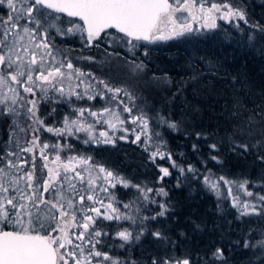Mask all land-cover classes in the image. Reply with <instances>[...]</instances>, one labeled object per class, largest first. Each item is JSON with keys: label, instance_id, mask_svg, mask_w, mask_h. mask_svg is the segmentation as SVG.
I'll return each mask as SVG.
<instances>
[{"label": "snow or ice", "instance_id": "snow-or-ice-1", "mask_svg": "<svg viewBox=\"0 0 264 264\" xmlns=\"http://www.w3.org/2000/svg\"><path fill=\"white\" fill-rule=\"evenodd\" d=\"M197 3L198 0H183V2L174 0L173 3L169 0H0V7L6 4L7 9L10 10L5 14L6 19L0 16V87L8 86L9 91L13 93L10 97L4 93L3 98H0V115L12 121L9 139L0 145V264H70V260L71 264H92L93 258H102L97 261V264H102V261L120 264L119 261L100 250H89L85 255L84 248L81 244H75L73 238L91 244V248L95 249L99 240L93 243L90 238L102 235L100 231L95 230L97 218L108 221L124 219L136 223L137 216L122 214L120 209L114 206L112 202L114 193L109 194V188L114 189L117 185L124 188L134 187L145 201L149 199L147 193L153 192L151 188L145 191L140 185L131 184V181L103 166L98 167V173L102 175L93 176L92 171L87 168L84 171H78L80 166L89 163L90 157L72 156L67 158V162H63L59 151H63L65 147H68L67 145L41 144L39 136L35 135L40 129H44L57 136L66 137L72 136L73 129H75L77 133H89V140H92L94 139L91 135L93 125L85 126L80 119L85 116L86 112L92 117H103L105 113H109L119 124L125 123L124 120H120L117 112L108 107L100 113L85 108L74 109L73 115L76 118L65 116L63 126L59 128L47 127L37 115V91L41 94V100L50 90L59 93L62 97L75 96L77 99L94 100L101 95L90 92L93 87L92 83H88L83 92L69 88V91L65 93L64 86H57V82L63 81L66 77L71 78L75 74L79 79L85 76V73L74 69L71 62L49 64L47 58L51 57L55 61V56L47 42V32L41 30L44 27L42 21L47 19L44 10L52 9L83 21L82 26L74 25L66 32L86 33L88 45L91 46L94 41L102 39V33L107 35L106 30L108 29H115L130 38L127 41L128 44H132L133 41L151 42L182 36L193 29L189 24L177 26L175 13L186 11L195 19L193 9L196 8ZM223 7L226 11L222 19L238 18L245 24L248 23L243 10L233 8L228 4ZM199 11L205 12L203 4H200ZM220 11V5L211 4L205 17L206 21L211 22H206V27L216 28L211 13ZM21 20L24 21L23 24L20 23ZM161 25L168 27L170 31L164 34ZM251 27L264 34V26L252 25ZM157 32L161 34L156 35ZM37 36L41 38L37 40ZM136 46L132 44L133 48ZM143 67L142 63L134 64L131 70L135 74L142 72ZM63 69L70 71L66 73ZM10 82L18 85L23 93L30 94L33 98L28 99L21 95L16 87L10 86ZM98 83L102 84L108 93H112L110 98L112 100L117 99L121 94L128 99H133L132 93L126 88H112L104 80H99ZM82 85H85V81L81 79L76 88ZM120 103L124 104V101L120 100ZM135 107L137 106L134 104L133 108ZM21 108L24 110V117L31 121L24 127H21L18 119H15L20 117ZM133 108L125 105L122 111L131 113ZM159 119L170 128L175 129L177 126L175 122L163 116ZM106 122L110 127H116V124L111 121ZM249 122H252L251 117H249ZM131 123L147 129L146 114L141 110L139 116H133ZM33 124L39 127L34 128ZM99 135L106 138L104 143L113 142L111 138H108L107 132H100ZM140 139L141 137L137 135L133 142L140 141ZM87 142L86 140L85 143ZM262 146L264 145L257 141L253 148ZM193 147L195 148V145ZM235 147L243 149L244 152H247L249 148L247 144L235 145ZM50 148L53 151L59 149L55 158L51 160L47 152ZM210 148L215 150L216 145L212 144ZM37 150L38 157L42 161L39 168L36 163ZM157 156L164 158V154L159 150L154 151L151 158L155 160ZM211 158L217 160L216 156ZM257 158L264 162V155H258ZM172 167L178 166L173 163ZM179 171L183 174L185 169L180 168ZM187 171L195 173L196 170L189 167ZM84 172H88L87 178ZM160 172L162 173L159 178L161 181L171 175L168 168H160ZM100 180L107 186L98 185L97 182ZM218 181L225 185L234 183L223 176H220ZM203 182L213 191L219 187V183L213 182L210 176H204ZM246 183L247 181L239 184V187L244 188ZM99 192L107 195L109 200L107 204L104 199L99 198ZM228 192L231 194V187L228 188ZM157 194L168 195L163 188H160ZM247 195L253 196V193L248 191ZM86 201L92 204L88 205ZM258 201L264 203V196H259ZM151 202L156 203L155 200ZM134 203L123 204L122 207L131 210ZM233 207L240 209L241 216L264 214V206L257 207L256 204L247 202L240 204L237 198L233 200ZM159 208L160 211L151 217H139L140 221L165 217L169 211L168 205L160 203ZM140 211L141 209L137 207L136 212ZM91 213H95V216ZM76 228L82 231L78 233L70 231ZM141 235H143V229L135 239L139 240ZM152 235L158 239H166L160 231H155ZM116 236L124 242L133 239L132 232L127 229L119 231ZM249 247L260 250V264H264V239L256 243L246 240L244 248ZM223 260L225 257L221 248L213 251L208 258V261L213 264ZM208 261H205V264H208ZM152 264H191V260L187 257L167 256L154 258Z\"/></svg>", "mask_w": 264, "mask_h": 264}, {"label": "trees", "instance_id": "trees-1", "mask_svg": "<svg viewBox=\"0 0 264 264\" xmlns=\"http://www.w3.org/2000/svg\"><path fill=\"white\" fill-rule=\"evenodd\" d=\"M205 1L228 3L243 10L248 23L233 18L228 24L218 23L212 32L192 34L181 40L150 46L140 41L145 55L136 53L131 58L144 66L138 75L141 79L137 89L132 91L137 107L146 114L151 135L165 152L162 162L171 159L185 172L179 181L165 187L168 213L147 225L137 244L116 250V240L108 228L107 247L117 253L120 264H152L154 258L167 256L187 257L191 264H205L217 248L223 249L225 260L215 264H260V250L245 249L244 243L264 239V214L241 216L212 195L190 188L200 186L204 176H223L235 187L247 181L245 188L251 190L256 202L264 196V162L257 158L264 155V146L253 148L257 141L264 145V34L251 27L264 26V0ZM107 33L102 37H123ZM122 63L120 60L115 65ZM92 70L98 73L97 67L89 71ZM41 106L45 113L53 109L52 117L57 118L58 108L52 99ZM39 107L37 115L41 117L45 113ZM161 116L175 122L176 128L161 122ZM10 120L0 115V145L9 139ZM52 121L57 122L48 118L44 123ZM212 144L216 145L215 150L210 148ZM240 144H247L248 151L235 147ZM99 151L101 154L96 155L109 163L111 154ZM134 162L133 157L131 170L144 175L146 180L155 178V163ZM189 167L195 173L188 172ZM192 180L190 187L185 185ZM155 229L166 237L165 246L152 236ZM101 242L106 243L105 239Z\"/></svg>", "mask_w": 264, "mask_h": 264}, {"label": "rangeland", "instance_id": "rangeland-1", "mask_svg": "<svg viewBox=\"0 0 264 264\" xmlns=\"http://www.w3.org/2000/svg\"><path fill=\"white\" fill-rule=\"evenodd\" d=\"M174 0H171V3H173ZM183 2V0H181ZM200 4H203L205 12L201 13L199 11ZM213 4V2H207L205 0H198V3L196 5V8L193 9V14L196 16L195 19L192 18V16L188 12H177L175 13V17L177 20V26L181 24H189L191 25V28L193 31L185 33L182 36L178 37H172L167 40H155V41H146L148 44L146 46L150 45H156L161 42H165L168 40H181L186 36L192 35V34H198L201 32H212L216 28H208L205 26L206 22H211L210 20L206 21L205 17L207 16V9ZM221 6L220 12H212L211 18L215 20L216 27L218 26V23H225L228 24L231 22V19H222L221 17L224 16L226 9H224L223 5L228 3H214ZM231 6V5H230ZM5 10H3L4 13H2L1 16H3L5 19L6 13L10 10L7 9L6 4L2 6ZM45 11V10H44ZM45 14L47 16V19L43 20L42 23L45 27L41 29L42 31H46L48 35L50 32L55 34L60 39V46H51V42H47L50 44L51 51L53 55L55 56V61L52 60L51 57H48L47 60L49 64L55 65L60 62L67 63L71 62L74 65V69H79L81 72L85 73V76L80 77L77 79L75 74L72 75L71 78H65L63 81H58L57 86H64L65 93L69 91V88L75 89L77 92H83L84 87L88 83H92L93 87L90 90L92 93H100L101 95L94 100H88L87 98L84 99H77L75 96H61L59 93L52 92L51 90L48 92L47 96L44 99H40V92L37 91L36 98L38 101V106H40V110L45 113V108L41 106L44 102L48 103L52 99L55 106H57V118L52 117V114L54 113V110L47 111V113L42 114L40 119L47 120L50 118V120L57 121L56 124L49 123L45 124L47 127L52 128H59L62 127L63 120L65 116H69L70 118H76L73 115L74 109L79 108H85L89 109L91 111L100 113L103 112L105 107H108L114 112H117L119 114L120 120H124L125 123L119 124L118 121L109 113H105L103 117L97 116L92 117L85 113L84 117H80V119L85 123V126L88 124H92V132L91 135L94 137V139L89 140V133L86 132H75V129H73V135L72 136H57L54 133H49L44 129H40V131L36 132L35 135L37 136H43L44 138H39L41 144L48 143V144H59V145H67L68 147H65L63 151H59V155L61 156V160L63 162H67L68 157L75 156L77 158L84 157V158H91L89 163L87 165L80 166L77 170L78 171H84L85 168L92 171V175H102L98 173V167L103 166L108 170L113 171L114 173L119 174L121 177L131 181V184L133 185H140L142 188L145 189V191L148 188L153 189V192L147 193L148 200L145 201L141 195V193L134 187L129 186L128 188H124L121 185H117L116 188H109V194L114 193V200L112 201L115 207H118L120 209V212L122 214H128V215H134L137 216L136 223H132V221L129 220H104L102 218H97L95 230L100 231L102 235L100 237H93L92 242L95 243L96 240H99V243L96 244V248L92 249L91 244H88L84 241H78L74 240L75 244H81V246L85 250V255H87V252L89 250H100L102 252L107 253L110 255L114 260H118L116 258L117 253H112V249L108 250L109 247H107V241H106V235L108 234V228L110 236H112V239H115L116 242H114V245L116 246V250H124L125 245H135L139 240H136V235L140 232L141 229L144 231L147 229V225L152 224L155 220H144L143 222L140 221L139 217L147 216L151 217L155 215L157 212L160 211L159 204L160 203H166L167 196L158 195L157 191L160 188H163L166 192L167 190L165 187H168L172 185L174 181H179L181 173L179 169L181 166L177 165L176 167L178 170H176V173H172V171H175L176 168H173L172 165L174 162L170 159L169 161L162 162L163 159H161L159 156L153 160L151 158L152 153L154 151L159 150L164 154L165 152L160 149V142L157 144L155 141L156 138H154L151 135V128L148 122L147 129H144L142 126H139L137 124L131 123L133 116H139L141 114V110L139 107L133 108L130 104H135L138 106V104L135 102V95L132 91L135 87L137 89V84L140 82V77L138 75L141 72L133 73L132 68L134 64H140L137 61H133L131 58L136 54L139 53L140 56L145 55V52L143 51L142 43L140 41H133L132 44L137 45L135 48L132 47V44H128L127 41L128 38L119 37L116 35H108L102 37L99 41H94L91 46L88 45L87 42V35L86 33L81 32H72L67 33L66 30L70 27H73L74 25H81V22L75 19H69L62 16H56L49 14L45 11ZM238 18H234V20ZM23 20L20 21L21 24H23ZM161 29L164 34H167L170 29L168 27H165L161 25ZM50 31V32H48ZM160 32H157L156 35H160ZM48 37V36H47ZM41 37L37 36V40H39ZM145 42V43H146ZM99 45V46H97ZM118 51V52H116ZM122 54V55H121ZM99 55V56H98ZM126 55V56H125ZM99 57V58H98ZM124 63L122 65H115L117 61L120 60ZM84 65H87L88 67H84ZM85 69H84V68ZM91 67H97V74H95V71H89L91 70ZM116 68V69H115ZM66 73L70 70L63 69ZM84 80L85 85H82L80 88H76V85L79 83V80ZM99 80H104L106 83L109 84L112 88H126L129 92L132 93L133 99H128L127 97H124L123 94L120 95L115 100L110 99L112 97V93H108L106 89H104V86L102 84H99ZM11 87H16L18 91H20L21 95H24L28 99H32L33 97L30 96V94L23 93V90L19 88L18 85L11 84ZM4 93H7V95L10 97L13 95L11 91H9L8 86L0 87V98H3ZM138 94V93H137ZM139 95L138 97H140ZM137 97V101L138 100ZM142 97V96H141ZM120 100L124 101V104L120 103ZM10 104V101H9ZM127 105L130 108H133L131 113L123 112L122 108ZM50 108H52L51 105H48ZM19 107V105H17ZM144 108V107H143ZM139 109V110H138ZM21 115L18 118V122L20 123L21 127L26 126L27 124L31 123V121H28L24 117V110L23 108L20 109ZM54 116V115H53ZM56 118V119H54ZM106 121H111L112 123L116 124L115 128H112L109 126V124ZM12 123V121L10 120ZM33 127H39L38 125L33 124ZM100 132H107L108 138H111L113 141L112 143H104L103 141L106 139L105 137H101L99 135ZM139 135L141 137L140 141H135V137ZM123 137V138H122ZM30 138V136L28 137ZM88 141L85 143V141ZM107 151L111 154V161L109 163L104 162V158L99 157L96 155V153L101 154L99 151ZM57 151H53L51 148L47 150L49 159H54L55 155L57 154ZM89 151H92V153H89ZM95 156V157H94ZM135 158L134 165H137V161H141L144 163H149L150 161L155 163V166L157 168V173H155V178L146 180L144 179V175H139L131 170V159ZM149 161V162H148ZM37 167L39 168L42 164V161L38 157V150H37ZM132 167V166H131ZM160 168H168L171 175L168 177H165L163 181H161L159 178L162 175L160 172ZM139 172V171H137ZM136 173V174H135ZM85 177L87 178L88 172H84ZM141 175V176H140ZM183 175V174H182ZM213 182H218L219 187L215 191L211 190L208 186L205 185L203 180H200V186L196 185L195 187L190 188L191 190H201L203 193L210 194L214 198L220 201V204H225L226 208H230L231 210H234V212L239 213L240 209L238 207H233V200L234 198H237L240 201V204H243L245 202L256 204L257 207L261 206L260 202H256L254 199V196H248L247 192L251 190L244 188H240L239 186L235 187L233 183L231 185H225L223 182L218 181V178H211ZM226 179V178H225ZM228 180V179H226ZM229 181V180H228ZM100 186H107L105 183L100 180L97 182ZM194 183V180L187 181L186 186L192 185ZM79 186V185H78ZM231 187V194L228 192V188ZM189 189V188H188ZM99 198L104 199L105 204L109 202L107 195L103 192L98 193ZM155 200L156 203H152L151 201ZM132 209H124L122 207L123 204L132 203ZM86 204L91 205L92 202H87ZM167 204V203H166ZM99 207V205H95ZM224 206V205H223ZM139 207L141 211L139 213L136 212V208ZM101 211L103 212L104 209L102 208ZM168 213V212H167ZM91 215L95 216V213H91ZM257 216V214H255ZM163 217H157V219H160ZM127 229L128 231L132 232L133 239L124 242L117 238L116 234L121 231ZM70 231L79 232L82 231V229L76 228V229H70ZM155 231H160L159 229L152 230V233ZM161 232V231H160ZM162 233V232H161ZM163 235V233H162ZM104 236V237H103ZM142 236V235H141ZM140 236V238H142ZM153 236V235H152ZM164 236V235H163ZM105 239V242H101V240ZM158 244L160 245H166L165 239H158ZM111 245V242H110ZM123 245V247H121ZM69 249H71V246H69ZM113 250V251H116ZM64 251L63 249L61 250ZM102 258H93L92 264H97L98 260H101ZM71 264V260H70ZM102 264H111V261H102Z\"/></svg>", "mask_w": 264, "mask_h": 264}, {"label": "flooded vegetation", "instance_id": "flooded-vegetation-1", "mask_svg": "<svg viewBox=\"0 0 264 264\" xmlns=\"http://www.w3.org/2000/svg\"><path fill=\"white\" fill-rule=\"evenodd\" d=\"M3 10H5L4 8H2V7H0V16L2 15V13H4L3 12ZM46 12H48L49 14H52V15H56V16H62V17H65V16H63V15H61V14H55V13H52V12H50V11H48V10H45ZM66 18V17H65ZM44 29H45V27H44ZM48 32H50V31H48ZM48 34V33H47ZM48 41H50L51 43V46L53 47V46H60L59 44H60V39H59V37H57L55 34L53 35V33L52 32H50V34L48 35Z\"/></svg>", "mask_w": 264, "mask_h": 264}, {"label": "water", "instance_id": "water-1", "mask_svg": "<svg viewBox=\"0 0 264 264\" xmlns=\"http://www.w3.org/2000/svg\"><path fill=\"white\" fill-rule=\"evenodd\" d=\"M169 2L171 3V0H169ZM46 10H48V11H50V12H52V13H55V14H61V15L65 16V17H67V18H70V19L78 20V21H80L81 24L83 25V21L79 20V18H77V17H69V16H67L66 13L56 12V11H54V10H52V9H46ZM106 31H107V32L111 31V32H114V33H117V34H119V35L124 36L123 33H119V32L116 31L115 29H108V30H106ZM103 34H104V33H102L101 35H103ZM124 37H125V36H124ZM126 38H128V37H126ZM128 39H130V38H128ZM142 42H146V41H142Z\"/></svg>", "mask_w": 264, "mask_h": 264}]
</instances>
